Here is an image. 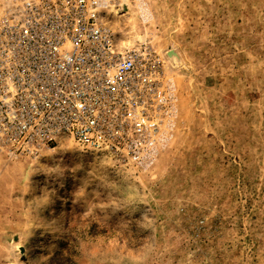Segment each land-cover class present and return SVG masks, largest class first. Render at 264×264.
<instances>
[{
	"label": "rangeland",
	"instance_id": "374dc122",
	"mask_svg": "<svg viewBox=\"0 0 264 264\" xmlns=\"http://www.w3.org/2000/svg\"><path fill=\"white\" fill-rule=\"evenodd\" d=\"M105 12L122 41L162 58L172 137L147 169L72 142L0 155V264H264V0Z\"/></svg>",
	"mask_w": 264,
	"mask_h": 264
},
{
	"label": "built area",
	"instance_id": "2783aa9c",
	"mask_svg": "<svg viewBox=\"0 0 264 264\" xmlns=\"http://www.w3.org/2000/svg\"><path fill=\"white\" fill-rule=\"evenodd\" d=\"M112 0H5L0 13V155L72 142L119 166L149 168L169 142L172 79L149 44L122 41Z\"/></svg>",
	"mask_w": 264,
	"mask_h": 264
},
{
	"label": "bare ground",
	"instance_id": "6f19581e",
	"mask_svg": "<svg viewBox=\"0 0 264 264\" xmlns=\"http://www.w3.org/2000/svg\"><path fill=\"white\" fill-rule=\"evenodd\" d=\"M116 13L118 14V12L116 11Z\"/></svg>",
	"mask_w": 264,
	"mask_h": 264
}]
</instances>
